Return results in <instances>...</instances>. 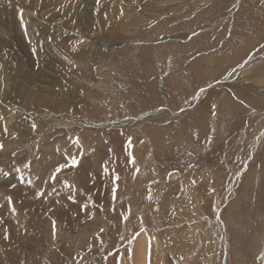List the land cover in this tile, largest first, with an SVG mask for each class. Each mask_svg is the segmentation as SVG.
Listing matches in <instances>:
<instances>
[{
	"label": "rangeland",
	"instance_id": "374dc122",
	"mask_svg": "<svg viewBox=\"0 0 264 264\" xmlns=\"http://www.w3.org/2000/svg\"><path fill=\"white\" fill-rule=\"evenodd\" d=\"M33 81L58 85L52 110ZM67 130L102 134L107 174L24 190ZM0 143V264H134L140 236L150 264H264V0H0Z\"/></svg>",
	"mask_w": 264,
	"mask_h": 264
},
{
	"label": "bare ground",
	"instance_id": "6f19581e",
	"mask_svg": "<svg viewBox=\"0 0 264 264\" xmlns=\"http://www.w3.org/2000/svg\"><path fill=\"white\" fill-rule=\"evenodd\" d=\"M22 8L28 9L29 6L28 5H22ZM11 9L18 10L16 8V6H12ZM40 39H42V38H39L36 36V40L40 41ZM76 41H77V39H76ZM28 64H30L31 69H33L36 65L34 63H31L30 61H28ZM78 76L79 77L81 76L80 73ZM57 86L58 85H56L55 82H53V81L42 82L41 86H38L36 81L30 82L28 85H25V84L19 85L22 95H23V92L25 90L30 91L32 88H36L37 92L40 94L38 95L39 97L36 98L35 103H37L39 105H43V107L45 109L48 108L49 110H52L53 107H55L57 105V100L56 99H46V96H47L46 94H53L54 91L56 90ZM51 88H54V91H53V89L51 90ZM42 92H44V95L42 94ZM54 94H57V93H54ZM57 95H60V94H57ZM24 114H27V113L24 112ZM46 114L47 113L45 112V115L43 117H46ZM36 116H39V115L36 114ZM75 140H76V133H74L70 130H67L60 136V138L55 139V143H53V141H48L42 147V148H44V151L41 154V156L39 158L34 159L29 167H27V166L22 167L19 170V171H21V173L17 172V174H16V175L19 174L20 176H22V175L24 176V178L26 180L23 183L24 190H26L28 188L27 184L29 185V181L27 180L28 175H26V174H30V173L35 174L38 178V184H37L38 190L35 192L38 194L40 192L41 188H44L48 185L49 181L51 180L50 177L54 173L55 168L57 166L61 165L62 163H65L69 159V156H75L78 159H80V161L82 162L83 169L85 170V172H80L81 173V176H80L81 180H83L84 177L91 179V174L89 173V169H90L91 165L96 167L98 173L99 172H105V165H106L105 164V162H106L105 157L107 155L108 156L111 155V148H110V144L106 140L103 139L102 134L101 133H92V132L84 134L83 135V141L80 142L79 146L74 143ZM90 147H94L96 149V154L92 160H86V159H84V153ZM81 152L83 153L82 158L80 157ZM18 166L21 167L20 164H18ZM43 170H45V171H43ZM10 173H11V175H10ZM10 173L6 176V179L3 181V185H5V181L9 178L10 180L8 181V184H7L9 186V184L15 178V176H16V175H14L15 171L10 169ZM91 185L93 186V188L88 189V190L89 191L93 190V191L97 192V190H96L97 187H100L103 184H102V181L98 177V179H96V181H94L93 179L91 180ZM102 187H104V186H102ZM114 187L116 188V186L112 185L110 188L102 189L101 197H100L99 201H100V203L104 202L106 205V208H110L115 201L112 198V190ZM12 189H13L14 193L16 191V193L14 195L18 196L20 198V201H21V199L23 197L20 193H18L19 189H17V188H12ZM11 192H12V190H11ZM116 192H117V188H116ZM116 192H115V195H116ZM116 197H117V195H116ZM7 198H6L5 202H7L6 204H7L8 210L11 211V208L15 207L16 203L11 199L12 203L9 204ZM1 200H4L2 195H0V201ZM15 209H16V211L18 210L16 207H15ZM118 222H119V219L116 215L111 216V218L109 219V225H111V233L113 235H117V224H118ZM49 227H50V229H52V221L49 222ZM147 240L148 239L146 237L140 236L139 242L136 246V253H135L136 254V260H135L134 264H148L150 258H149V243ZM100 241H101L100 239L96 238V242H100Z\"/></svg>",
	"mask_w": 264,
	"mask_h": 264
},
{
	"label": "snow or ice",
	"instance_id": "6c2138e0",
	"mask_svg": "<svg viewBox=\"0 0 264 264\" xmlns=\"http://www.w3.org/2000/svg\"><path fill=\"white\" fill-rule=\"evenodd\" d=\"M25 31H26V28H25ZM73 50H75V49H73ZM210 87H211V85H210ZM204 91H205V89H203V88L200 89V92H204ZM193 98L194 99H198L197 96H194ZM181 111H185V110L184 109H181ZM32 128L35 130V128H36V124L35 123L32 124ZM6 130L7 129L5 128V131ZM74 143L79 146L80 141H79V138L78 137L76 138V140L74 141ZM127 146L129 148L132 147L131 138L128 139ZM3 147H4V145L2 143H0V150H3ZM82 156H83V153L81 152L80 153V157L82 158ZM129 156L131 157V162L132 163H135L134 157H132L131 153H129ZM79 166H80V159H78L75 156H69V159L64 164L59 165L55 169V172L52 174V176L50 177V179H52L53 181H55L57 174H59L65 168H77ZM137 171H139V170L137 169ZM105 174H107V168H105ZM169 175H171V174H169ZM115 180H117V181L119 180V176L118 175L115 176ZM193 183H195V181H193ZM65 186L68 187V188H72L73 187L72 185L67 184V183H65ZM115 192H116V188L114 187L113 190H112V198H113V200L116 199ZM39 195L40 196H43L44 193L41 192V193H39ZM67 198L69 200H74V197L71 196V195H69ZM148 198L151 199V195L150 194H149V197ZM8 202H9V204L12 203L11 197H8ZM87 209H88V205L87 204H83L82 205V210L86 211ZM11 211L13 213H15L16 212L15 207H12L11 208ZM128 211H129V215H130L131 214V210L129 209ZM91 218H93V216L89 215V219H91ZM123 218H124V220H127L128 219V216H124ZM141 221H142V218H141ZM52 229H53V237H55V235H56V223H55V221H52ZM100 231L103 232V229H101ZM4 238L5 239H8L9 237L6 234ZM149 256H150V253H149ZM262 258H264V257H262ZM117 264H120L119 258L117 259ZM149 264H150V259H149Z\"/></svg>",
	"mask_w": 264,
	"mask_h": 264
},
{
	"label": "water",
	"instance_id": "95a60500",
	"mask_svg": "<svg viewBox=\"0 0 264 264\" xmlns=\"http://www.w3.org/2000/svg\"><path fill=\"white\" fill-rule=\"evenodd\" d=\"M174 176H177V174H175Z\"/></svg>",
	"mask_w": 264,
	"mask_h": 264
}]
</instances>
